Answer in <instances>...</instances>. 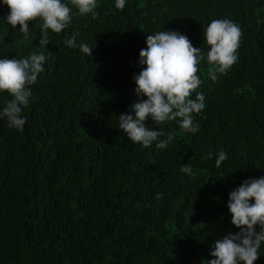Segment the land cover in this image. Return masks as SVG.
Listing matches in <instances>:
<instances>
[{
  "label": "trees",
  "instance_id": "obj_1",
  "mask_svg": "<svg viewBox=\"0 0 264 264\" xmlns=\"http://www.w3.org/2000/svg\"><path fill=\"white\" fill-rule=\"evenodd\" d=\"M62 2L71 24L47 30L41 46L42 20L30 21L25 37L0 0V59L46 56L26 86L23 131L9 127L2 112L13 97L0 92V264H207L215 242L240 231L229 193L264 176V0H126L123 10L97 0L95 19ZM216 19L239 25L242 36L238 60L213 81L203 30ZM163 30L201 49L191 98L203 93L205 107L193 113L196 133L179 118L158 125L149 115L145 127L165 135L145 148L118 117H135L131 106L147 99L135 91L139 53ZM73 36L75 48L66 43ZM169 133L172 142L157 148ZM221 150L227 159L216 167ZM259 252L254 264H264V242Z\"/></svg>",
  "mask_w": 264,
  "mask_h": 264
},
{
  "label": "clouds",
  "instance_id": "obj_2",
  "mask_svg": "<svg viewBox=\"0 0 264 264\" xmlns=\"http://www.w3.org/2000/svg\"><path fill=\"white\" fill-rule=\"evenodd\" d=\"M78 9V15L91 14L95 19L98 12L97 0H70ZM126 0H116L115 7L123 10ZM10 9L5 17L6 22L28 36V23L37 18L42 20L40 31L41 46L49 43L48 31L61 33L72 21V10L62 0H3ZM242 31L239 25L228 19L212 20L203 30V38L209 46L206 60L211 67L208 75L213 81L217 73L225 74L238 60L237 50ZM67 46L77 47L76 38L68 39ZM146 49L139 53V64L145 66L134 76L137 85V96L147 99L131 106L135 117L124 113L118 117L119 129L125 132L134 142L150 147L162 131L149 130L144 121L151 116L160 125L165 121H175L179 118L180 128L189 133H196L199 124L193 123V113L199 114L205 107L203 93H197L191 98L201 84L197 75L198 65L205 57L200 48H195L186 35L177 31H158L146 38ZM80 50L91 56V47L80 44ZM46 56L33 52L30 57L17 60L0 59V92L7 91L11 100L7 101L2 115L7 118L9 127L23 131L26 120L21 117L22 107L27 105L31 95L26 87L37 81L39 73L43 72ZM173 135L169 133L165 140L156 144L159 149H166L172 142ZM211 158L212 153L207 154ZM227 159L221 150L216 159V167H220ZM182 173L194 176L192 167L184 165ZM159 198V194H158ZM254 199V203L250 200ZM228 210L231 214V224L240 229L237 233H229L223 239L217 240L210 255L214 259L207 264H254L260 257L259 249L264 242V176L258 179H247L238 188L229 193ZM259 225L257 232L255 226Z\"/></svg>",
  "mask_w": 264,
  "mask_h": 264
}]
</instances>
